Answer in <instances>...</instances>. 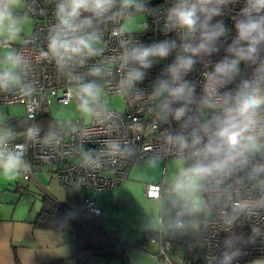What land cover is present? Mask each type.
Masks as SVG:
<instances>
[{
    "label": "built area",
    "instance_id": "obj_1",
    "mask_svg": "<svg viewBox=\"0 0 264 264\" xmlns=\"http://www.w3.org/2000/svg\"><path fill=\"white\" fill-rule=\"evenodd\" d=\"M20 1L24 13L34 21V28L20 45L0 41V49H10L21 58L15 82L0 88V106H23L29 125L20 141H3L0 148L20 154L25 163L22 172L25 181L35 180L38 173H44L55 177L62 188L73 193L77 207L66 211L75 221L100 216L97 202L85 191L97 193L121 188L135 164L171 158L185 159L190 168L209 163L212 158L201 149L209 139L215 138L219 121L227 109L234 106L237 93L258 91L264 95V42L250 59L239 62L238 70L230 77H219L223 83L213 87L206 75L214 72L217 63L236 59L229 48L234 47L238 35L235 25L244 18L243 10L248 7L249 0H224L219 4V15L208 23L222 25L225 32L214 42L212 51L196 55L184 52L183 45L196 47L201 42L200 32L186 37L185 30L173 27L169 18L179 0H163L148 9L136 5L124 7L115 0L113 7L102 16L91 13L81 16V19L91 18L92 23L77 35L94 36L98 41L94 45L96 54L85 52L72 57L63 67L57 65L51 54L42 55L49 51L50 37L58 23L56 14L60 0ZM140 13L145 16L140 32L128 34L124 22ZM259 15H264V10ZM164 41L175 44L169 55L151 58V66L140 69L143 78L127 83L128 72L140 66L126 60V54L133 48ZM178 55L190 56L194 63L179 81H173L168 69ZM162 81L172 87L187 84L184 97L174 100L167 93L157 95ZM86 83H94L100 89V98L121 96L124 111L103 110L98 103L93 106L89 124L84 123L83 117L59 123L57 136L43 139L36 128L42 109L54 102L61 105L75 102L80 108L81 99L77 93ZM181 107L185 114L176 120L172 110ZM29 129L35 130L31 137ZM252 134L260 145L259 154H252L242 143L232 153L242 155H236L223 171L199 176L203 217L194 233L202 247L201 264H264V107L259 110ZM177 136H184L189 147L181 149L175 140ZM195 136L202 138L198 145L192 144ZM164 194L173 201L174 191L163 183L146 185L145 197L149 201H161ZM184 219L191 226L188 211H175L172 229L158 239V255L164 257L165 264L193 263L194 244H187L181 255L175 253L177 263L166 254L184 230ZM124 248L134 250L136 247ZM144 248L142 245L138 250ZM121 261L128 263L125 254Z\"/></svg>",
    "mask_w": 264,
    "mask_h": 264
},
{
    "label": "clouds",
    "instance_id": "obj_2",
    "mask_svg": "<svg viewBox=\"0 0 264 264\" xmlns=\"http://www.w3.org/2000/svg\"><path fill=\"white\" fill-rule=\"evenodd\" d=\"M16 0H0V30L4 27L5 20L10 19L7 9ZM135 0H122L124 7L131 6ZM224 0H179V3L170 11V20L173 27L185 30V36H192L197 31L200 32L201 42L196 47L189 44L183 45L184 52H191L196 55L202 51L213 50L214 42L224 34L225 29L222 25H210L208 22L212 17L219 15V4ZM115 4V0H60L57 5V25L54 27L50 37L44 57L51 54L58 66L63 67L66 60L75 56H80L85 52L88 55H95L94 45L98 43L92 35H77L84 27L91 26V18L81 19L83 13H91L93 16H102L107 13ZM264 10V0H249V5L243 10L244 18L239 20L235 27L237 38L234 47L229 48L236 59H225L217 63L214 72L206 74L213 87L224 81L219 77H230L235 73L238 64L242 60H248L257 52L258 46L264 42V15H259ZM256 13L257 15H253ZM203 17V20L201 19ZM14 36L17 29H10ZM175 44L164 41L148 47L133 48L131 53L126 54V60L130 59L138 64L139 68H133L128 72L126 82L131 84L143 78L141 68L146 69L151 66V58H165L169 55ZM6 59L11 62L13 67L20 64L21 58L8 53ZM194 61L190 56L178 55L176 61L168 69L173 81H179L181 75L187 72ZM99 72V69L94 70ZM17 78L11 71L0 73V88H7L10 83ZM187 84H180L172 87L167 81H162L158 87L157 95L167 93L174 100L184 97ZM247 87V85H246ZM207 90V89H206ZM81 99L80 108L90 114L92 109L90 103L97 100L100 89L94 83L82 84L78 91ZM264 107V95L258 91L245 92L241 90L237 93V98L233 107L227 109L225 115L220 119L214 139H209L203 145L201 151L212 159L209 163H199L189 171L196 176H206L214 171H223L231 162L236 159L237 153L233 151L242 143L245 147H254L256 137L252 134L258 123L259 110ZM174 118L180 120L185 114L183 107L172 110ZM33 129H29V136L34 134ZM181 149L189 147V141L184 136L175 137ZM202 138L195 136L192 140L193 145L201 143ZM0 138V144H2ZM223 154V158L221 155ZM24 166L20 154L6 152L0 148V179L13 180L18 174V170Z\"/></svg>",
    "mask_w": 264,
    "mask_h": 264
},
{
    "label": "crops",
    "instance_id": "obj_3",
    "mask_svg": "<svg viewBox=\"0 0 264 264\" xmlns=\"http://www.w3.org/2000/svg\"><path fill=\"white\" fill-rule=\"evenodd\" d=\"M16 72H14V75ZM11 136L12 134L9 130L0 127V138H2V141H9ZM156 160L161 165L162 159ZM167 163H174V161L170 159L165 161L164 167H166ZM179 163H182V161ZM23 165L18 170L15 179H3V182H0V264H52L59 261H64L66 264H73L74 259L72 257L75 251V233L73 230L68 227H64L62 230L39 229L34 225V221L42 209L43 195L53 198L65 205L66 209H69L67 203L51 193V191L56 193V189L61 186L55 177H49L44 173H38L35 176V180L25 181L22 178V172L25 169L24 161ZM167 167L168 169L162 174L161 179H155L153 183L149 184L163 183L165 187L172 189L174 194L177 190H187V171L191 169L187 161L183 165H180L178 170H169L168 165ZM42 179L46 183H43ZM53 182H55L58 188L52 186ZM32 184L41 191V197L39 200L33 198V202L29 204L23 198L34 194L33 191L35 189L32 188ZM127 186L125 182L117 190L102 191L103 193L118 191L117 194L110 193V195L100 197L97 194L102 192H97L91 195V198L97 202L100 209V216L98 217L100 228L105 236L116 241L117 244L127 248L136 247L134 250L131 249L125 254L128 259L127 264L165 263L164 257L155 253H149L148 248L156 244L160 248L158 239L166 236V233L172 229L173 222L171 226H167L160 215H152L150 211L146 218L139 221L138 219H134L135 214L132 213L131 207L125 199ZM146 200L149 207L151 205L158 207L164 201H170L166 194L163 195L161 201H149L147 198ZM70 219L78 222L72 218ZM148 226L150 227L148 228ZM71 235H73V239H71ZM142 238L143 241L141 242ZM142 245L145 248L141 251L138 250V247ZM167 257L170 260L173 257L175 259L174 263H177L176 256L167 255ZM118 261L121 264L122 261Z\"/></svg>",
    "mask_w": 264,
    "mask_h": 264
},
{
    "label": "rangeland",
    "instance_id": "obj_4",
    "mask_svg": "<svg viewBox=\"0 0 264 264\" xmlns=\"http://www.w3.org/2000/svg\"><path fill=\"white\" fill-rule=\"evenodd\" d=\"M149 0H135L132 5H136L138 8L143 9L142 5ZM122 3V0H119ZM7 11L10 14V19L5 20L4 27L0 30V41L3 43H9L13 46H17L22 44L23 39L28 37L34 28V21L29 18L24 13V5L20 0H16V2L11 5ZM144 14L140 13L131 17L130 19L124 22V29L128 34H137L141 30V24L144 21ZM10 29H17L13 36L11 34ZM11 53L10 49L2 48L0 50V72L17 71L18 66L13 67L11 62H9L6 57L7 54ZM101 105V109L103 110H116L118 112H123L125 109V104L121 96L113 95L111 97H98L97 100L90 103V107L93 110V106L98 104ZM42 112L48 115L51 119L57 121V123L66 124L70 122H74L77 120H81L83 117L84 123L89 124L92 117V111L90 114L84 113L75 102L70 103L69 105H61L56 102L52 103L50 106H46L42 109ZM24 118L25 117V109L23 106H0V124L8 118ZM66 128H63V131ZM250 152L252 154L260 153V145L255 142V146H249ZM171 161L174 163H167L169 166V170L175 169L178 170L180 165L185 163V159L172 158ZM182 161V163L176 161ZM158 160L150 159L142 163L141 165L135 164L129 171L128 178L126 181L127 189L125 191L126 197L129 206L131 207V211L134 215V219L142 220L147 217L148 212L150 211L152 215L157 214L160 215L167 226H171L173 222V214L175 211H183L186 210L191 215V226H188L187 219L183 220L184 229H191L193 231L197 230L198 224L203 217V204H202V195H201V179L199 176L188 172V179L186 181L188 183V189L181 191L177 190L173 196V201H164L158 207L151 205L150 207L147 205V200L145 197V187L149 183H153L155 179H161L162 174L165 173V170L168 169L167 165L164 167L165 160H161V165L157 163ZM6 180V179H5ZM43 183H46L44 179H42ZM0 182H3V179H0ZM22 182V181H21ZM23 183V182H22ZM25 184V183H24ZM52 186L57 187L55 182L52 183ZM60 187V186H59ZM32 188L34 194L30 196H25L23 199H26V203L33 202V198H37L38 200L41 197V191L32 184ZM58 188V187H57ZM61 188V189H60ZM56 189V193L52 192L57 198L62 200L63 202L68 204L69 209L74 210L77 206L76 199L74 195L60 187ZM110 193L117 194L118 191H108L105 193H99L100 197H105L110 195ZM85 194L91 198V193L89 191H85ZM185 205H187L185 207ZM186 208V209H185ZM210 216V215H208ZM172 228V227H171ZM154 247V248H153ZM182 248H179L181 251ZM160 248L159 245H152V247L148 248V252L151 254H159ZM153 252V253H152ZM171 260L175 262V259L171 257ZM109 264H120L119 261H112ZM165 264V263H162Z\"/></svg>",
    "mask_w": 264,
    "mask_h": 264
},
{
    "label": "trees",
    "instance_id": "obj_5",
    "mask_svg": "<svg viewBox=\"0 0 264 264\" xmlns=\"http://www.w3.org/2000/svg\"><path fill=\"white\" fill-rule=\"evenodd\" d=\"M142 8H144L143 5ZM28 125L26 117H8L0 124V127L11 132L10 142H18L26 133ZM36 128L41 132L43 139H48L57 136L59 123L42 112L38 117ZM98 219L92 217L84 218L80 222H74L70 219L65 205L49 196L43 195L42 209L35 219L34 225L39 229L50 230H62L64 227L71 228L75 233L73 264H109L112 261L121 260L122 256L129 250L124 247H118L116 241L105 236L100 228ZM194 232L193 230L184 229L177 236L174 247L166 254L175 256V253L178 252L181 255L184 253V247L187 244H194L196 249L192 255V264H201L202 247L197 243ZM179 248H182L181 251ZM52 264H66V262L59 261Z\"/></svg>",
    "mask_w": 264,
    "mask_h": 264
},
{
    "label": "water",
    "instance_id": "obj_6",
    "mask_svg": "<svg viewBox=\"0 0 264 264\" xmlns=\"http://www.w3.org/2000/svg\"><path fill=\"white\" fill-rule=\"evenodd\" d=\"M163 0H149L147 2L144 3L143 7L148 9V8H152L155 7L156 5H158L160 2H162ZM142 163H139L138 165H141Z\"/></svg>",
    "mask_w": 264,
    "mask_h": 264
}]
</instances>
